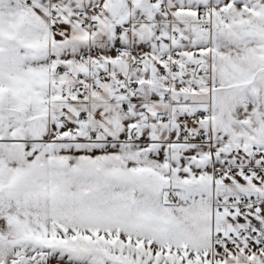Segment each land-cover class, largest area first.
I'll return each mask as SVG.
<instances>
[{
	"label": "snow or ice",
	"instance_id": "1",
	"mask_svg": "<svg viewBox=\"0 0 264 264\" xmlns=\"http://www.w3.org/2000/svg\"><path fill=\"white\" fill-rule=\"evenodd\" d=\"M0 264H264V0H0Z\"/></svg>",
	"mask_w": 264,
	"mask_h": 264
}]
</instances>
